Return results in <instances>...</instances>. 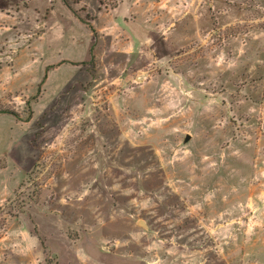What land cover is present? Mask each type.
Returning a JSON list of instances; mask_svg holds the SVG:
<instances>
[{
  "label": "rangeland",
  "instance_id": "374dc122",
  "mask_svg": "<svg viewBox=\"0 0 264 264\" xmlns=\"http://www.w3.org/2000/svg\"><path fill=\"white\" fill-rule=\"evenodd\" d=\"M0 264H264V0H0Z\"/></svg>",
  "mask_w": 264,
  "mask_h": 264
}]
</instances>
